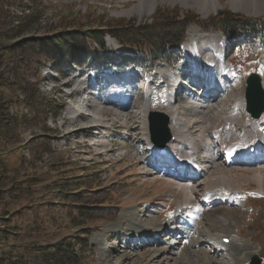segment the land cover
I'll return each instance as SVG.
<instances>
[{
    "label": "rangeland",
    "instance_id": "1",
    "mask_svg": "<svg viewBox=\"0 0 264 264\" xmlns=\"http://www.w3.org/2000/svg\"><path fill=\"white\" fill-rule=\"evenodd\" d=\"M147 1L154 5L149 14L140 17L132 10L139 0H42L40 18L31 26L28 34L67 32L65 36L71 38L79 37L78 30L87 29L127 32L131 30L129 24L139 27L151 24L153 30H157L168 23H174L177 17L187 19L188 25L183 46L177 47L175 53L171 49V56L165 62L151 61L150 64L140 57L134 58L137 54L132 49H123L117 42L115 46V40L109 36L105 38L106 43L122 54L120 58L99 56L101 61L94 65L82 61L74 64V70L63 77H59L53 65L50 66V58L29 59L33 66L29 71L30 81H38L39 89L46 98L53 97L63 105L58 114L51 112L50 118L46 120L51 130L47 132L50 137L45 142L31 139L35 133H42L39 130L40 119L24 130L23 153L26 158H30L29 172L39 178L42 187L47 188L51 183H56L68 185L66 189L73 191L68 201L71 208L61 207L66 204L59 199L52 203H58L54 209L58 216L56 221L65 218V210H69L73 219L68 221L69 224L66 223L67 228L58 232V235L89 234L87 241L93 251L89 254L83 250L82 264H185L184 261H187L186 264H208L209 259L212 260L210 264H250L255 256L260 259L259 264H264V248L260 246L264 244V143L257 144L263 155L259 154L252 159L240 156L239 153L230 154L227 152L229 143L239 140L242 133L235 125L231 128L235 137L227 139L225 134L230 132L224 131L222 126L225 108L230 107L236 95L244 94L246 77L256 73L264 79V46L259 47V42H252V39L244 45L240 36L230 44L212 25L213 19L220 14L262 18L264 13L253 15L235 11L230 6L231 0H217L216 11L208 14L200 13L192 0H187L186 4L182 0ZM127 10L132 13H127ZM191 31L198 32L193 33V45L187 46L194 47L193 54L186 49ZM211 37L217 40V52L213 51L212 46H209L211 53L207 50L204 53L198 52L199 48L195 44H199L200 38ZM82 42L85 43L84 40ZM207 58L213 62L218 58L217 62L224 63L228 68V75L222 76L224 89L219 93L215 85L205 88V77H202L204 73L200 68H205L203 61ZM167 69L177 74L173 92L168 88L166 74L163 72ZM100 70L103 74L115 71L118 75L95 77L94 74L101 73ZM52 77L59 79L54 80ZM185 81L190 82L189 87ZM90 95V101L97 98L105 106L98 118L88 109L90 103L87 100ZM169 101L177 109L180 121L198 119L202 123L201 127L192 130L190 139L191 152L202 160L198 159L202 166L201 171L195 175L176 170L173 162L163 155H150L145 142L137 141L140 132L138 117L144 105H150L146 121L148 140L151 142L149 112L160 111L166 114ZM21 107L26 111L24 105H20L17 111ZM27 111L35 115L28 108ZM70 111H74L75 115L69 114ZM236 112L242 123L249 121L244 106L238 107ZM248 125L255 131L251 123ZM255 127L264 133V122ZM168 129L172 137V126L169 123ZM97 135L102 137L97 140ZM205 143L208 147L204 146ZM166 146L169 150V143ZM226 159L231 162L227 163ZM256 170L262 174L260 181L253 179ZM219 176L236 180L235 187L225 186V195H230L221 200L224 203L210 202L202 191V184ZM187 181L198 188L190 204H182V208L188 207L183 212L179 208L183 197L177 183ZM78 205L86 208L79 209ZM133 211L136 224L140 226L152 225L167 217L179 218L177 225L183 227V231L180 230L177 235L176 248L167 255V262L164 256L154 258L153 250L171 246V238L163 241L169 230L160 231L159 236L147 241L150 245H144L143 239H148L149 235L142 236L144 232L141 230L137 231L135 237L131 236L135 239H124L126 228L121 223L133 221ZM214 212L221 214L222 219L230 225L229 230H225L230 239L226 238L228 243H224L222 249L209 245V233L215 227V222L210 219ZM139 213L141 216H137ZM123 215L127 216L121 222ZM153 226L156 228L157 223ZM196 229L202 231V235L191 234ZM189 236L202 239L196 244L195 250L203 249L204 252L196 256L192 250L188 251L190 248H187L186 243L191 240ZM234 236H238L244 243L233 240ZM57 239L53 235L48 236L50 242ZM247 247L257 253L238 262L228 260V255H234L236 251L244 253Z\"/></svg>",
    "mask_w": 264,
    "mask_h": 264
},
{
    "label": "trees",
    "instance_id": "2",
    "mask_svg": "<svg viewBox=\"0 0 264 264\" xmlns=\"http://www.w3.org/2000/svg\"><path fill=\"white\" fill-rule=\"evenodd\" d=\"M41 6L42 0H0V264H82L83 250L89 254L93 251L87 241L89 234L58 235L73 219L69 210H65V218L56 221L58 216L54 209L58 203L52 202L59 199L66 204L61 207L71 208L68 201L73 191L66 189L68 185L56 183L42 187L39 178L29 172L30 158L23 153L24 130L40 119L42 133H35L31 139L45 142L51 130L46 120L51 112L58 114L63 108L55 98L44 96L38 81H30L29 71L33 66L29 59L50 58V66L63 77L79 62L94 65L101 61L99 56L121 57L114 46L107 45L106 36L123 49H132L137 54L134 58L140 57L150 64L151 61L165 62L171 56L170 50L175 53L186 39L188 21L179 17L157 30H153L151 24L141 27L129 24L131 30L127 32L87 29L78 30L79 37L71 38L65 36L67 32L28 34L40 18ZM213 20L214 29L226 38V42L231 44L241 35L244 45L252 39V42H259V47L264 46V17L220 14ZM20 105H24L26 111L22 107L17 111ZM50 235L58 239L50 242ZM260 246L264 248V244Z\"/></svg>",
    "mask_w": 264,
    "mask_h": 264
},
{
    "label": "bare ground",
    "instance_id": "3",
    "mask_svg": "<svg viewBox=\"0 0 264 264\" xmlns=\"http://www.w3.org/2000/svg\"><path fill=\"white\" fill-rule=\"evenodd\" d=\"M186 1L187 0H182V3L186 4ZM192 1L194 4V7H196L199 10V12L202 14H208L210 12H215L216 6L218 4L217 0H192ZM153 5H154L153 3L149 4L147 0H139L138 4L135 5L132 8V10L137 12V14L141 17L145 13L149 14ZM230 6L235 11H243L245 13H249V14H253V15H260V14L264 13V0H231ZM127 13H132V11L127 10ZM193 33H196V31L190 32V34H189L190 41L186 45L187 51L192 53V54L195 53L194 47L193 46L187 47V46L193 45L192 40H195V39H192L195 37V35H193ZM200 39L201 40H200L199 44H195V46L199 48V49H197L198 52L204 53L207 50L208 52L211 53V48L209 46H212L213 51L217 52V47H216L217 44L215 42V41H217L216 39H214L212 37L207 38V39H203V38H200ZM217 60H218V58L216 59L215 62H213L212 60L207 58V60L203 61L205 68L204 69L200 68V69L204 73L202 75V77L203 78L205 77V81H204V84H206L205 88H208L210 86L215 85L214 87L217 89V93H219L220 90L224 89V88H222V85H223V82H222L223 77L222 76L228 75V68L224 65V63L221 64L219 61L217 62ZM214 71L217 73H214ZM163 72L166 74V80L168 81V88L172 92L174 90L175 83L177 82V81L175 82V80H174V78L177 76V74L169 71L168 69L164 70ZM213 76H215V77L212 78V80H211V77H213ZM262 88L264 91V81H262ZM91 96L92 95H90L89 99L87 100V103L88 102L90 103L88 106V109L92 112V114L96 118H98L101 115V112L105 109V106H103L102 102L97 98H95L93 101L91 99V101H90V98H92ZM174 103H176V102L174 101ZM240 106H244V98L241 94H238L231 101L230 107L227 106L225 108V113L222 115V117H223L222 126L224 127V131L227 130L230 132V134H225L226 135L225 138L230 139L231 137H235L232 133L233 131L231 130V128L235 127V125H237V127L239 128V132L242 133V137H239V140H233L229 144V148H228L227 152L230 154H234V153L237 154V153L241 152L243 149L250 147V146H253L254 144L264 143V133H262L258 128L255 127V126L261 125L264 122V113L261 117H259L257 119L250 118L249 121H247L246 123H242L241 119L239 118V116L236 112L238 107H240ZM167 107H168L167 115H168V119H169V124H171V126H172V135H173V137L168 141L170 149L168 150V152L166 154L167 157L172 156V158L174 160V166L175 167H177L178 165H181L187 161L198 163L197 167L202 166V164L198 161V159L191 160V156L194 154L191 153L192 148L190 147V139H191V136L193 133L192 130L196 127H201L202 123L198 119L197 120L196 119H194V120L189 119V120H186L185 122H182L178 118L179 115L177 113V109H175L174 106H171L170 101H169V104ZM149 108H150V105L145 104L144 107L141 109L140 116L138 117L139 123L137 126H138V129L140 132H138L139 134H138V140L137 141L138 142L142 141L143 143L145 142L146 147L150 148V151L151 150L154 151V150H156V146L153 145L148 140V134H147L146 113H147ZM70 113L75 115L74 111H70L69 114ZM195 113H197V112H195ZM215 114H218V111H215ZM73 115H71V116H73ZM201 117H202V115H201ZM248 123L252 124V127L254 128L255 131H253L249 127ZM100 137H102V136L97 135V136H95V139L99 140ZM247 137H250V138H247ZM141 138H142V140H140ZM204 146L208 147V145L206 143L204 144ZM166 148H167V146H166ZM226 162L230 163L231 161H230V159H226ZM205 167L208 168V166H205ZM216 168L218 170L221 169L219 167H216ZM210 169H211V167H210ZM255 172H256V175L254 177L252 176L253 179H255V180L257 179V181H260L261 175H262L261 172L259 170H256ZM184 174H185V172H184ZM235 182H236V180H233L231 178H227L225 176H219L217 178L208 180L204 184H202V186H203L202 191L204 192L206 199H208L210 202H214V201L223 202L221 200H223L224 197H227L230 195L229 193H228V195H225V190H226L225 186H227L228 188H233V187H235V185H234ZM177 185H178L180 192L182 194V197H183L182 201L180 202L179 208H181L182 211L184 212L185 209H187L188 207L182 208V206H183L182 204H186V203L190 204L191 198L194 195L195 189L197 186H195L194 183H191L188 181L187 182H178ZM220 194H222V196ZM217 195H219V196L217 197ZM175 213L179 216L178 212H175ZM132 214H133L132 219L134 222L132 220L122 222L123 218L126 217L127 215H123L120 219V221L122 222L121 224L124 225L122 227L126 228L125 229L126 237L124 239H126V240L135 239V238H132L131 236L133 235L135 237L137 231L141 230L140 232H144V234L142 236L149 235L148 239L147 238L143 239L144 245H150V243L147 241H151V239L153 237L159 236L160 231L164 232L166 230H169L168 235L165 236L166 238L165 237L163 238V241L167 238H169V239L171 238V241H170L171 246H168L169 248H167V246H165V247H162L160 249H154L153 250V257L154 258L164 256V258L166 259V262H167L169 259L167 257V255L172 253L171 251L176 248V244H177V242H176L177 238L176 237H177V235L180 233V230L183 231V227L177 225V223H179L178 222L179 218H176L175 216H173V219H169L167 217V219H164L161 222L155 221L154 223H157V226H156V228H153L154 223L152 225L145 224V225H141V226L136 224V221H135L136 218H134V216H136V214L134 213V211L132 212ZM237 214H236V216H237ZM137 216H141V213H139V215L137 214ZM142 216H144V214ZM210 219H211V221L213 220L215 222V227L209 233V237H208V239L210 240L209 245H211L215 248H221L222 249L223 245L225 243L224 240L226 238L230 239V237H228L227 232L225 231L229 228L230 225L228 222H226L224 219H222L221 214H219L218 212H214L213 215H211ZM168 224H170V225H168ZM204 228H205V226L203 227V229ZM193 230H191V232ZM205 230L206 229H204V231ZM145 231H147V233H145ZM202 233H203L202 231L196 229L191 234H197L199 236V235H202ZM196 237L197 236H195V238L193 239L191 236H189L188 238H190L191 240L186 243L187 248H190L188 251L192 250V252H195L194 253L195 255L197 253L204 252L203 249H198L197 251L195 250V249H197L196 244H198V242L202 241V239H199L198 237H197L198 238L197 239ZM232 239L235 241L241 242V244L244 243L243 241H240V238L238 236H234ZM214 240H217V242ZM248 240H249V238L247 239V242H248ZM131 243H132V241H131ZM194 246H196V247L193 248ZM146 252H150V250H146ZM192 252H190V253H192ZM224 252H225V250H224ZM256 253H257L256 250L247 247V250L244 253L236 251V254L228 255V260L238 262L239 260L242 261V260L246 259L247 257L252 256ZM185 259H186V254H185ZM190 260H192V259H190ZM209 262L211 263L212 260L209 259V261H207V263L210 264ZM184 263L186 264L187 261L186 262L184 261Z\"/></svg>",
    "mask_w": 264,
    "mask_h": 264
},
{
    "label": "water",
    "instance_id": "4",
    "mask_svg": "<svg viewBox=\"0 0 264 264\" xmlns=\"http://www.w3.org/2000/svg\"><path fill=\"white\" fill-rule=\"evenodd\" d=\"M262 79L256 73H251L246 79L245 104L246 111L253 118H259L264 112V91L262 88ZM149 130L151 142L159 147H164L170 140L171 135L168 129V116L160 111L149 112ZM260 259L253 257L250 264H259Z\"/></svg>",
    "mask_w": 264,
    "mask_h": 264
}]
</instances>
